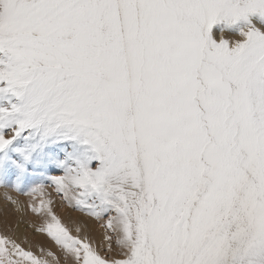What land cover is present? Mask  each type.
Listing matches in <instances>:
<instances>
[{
  "label": "snow or ice",
  "instance_id": "1",
  "mask_svg": "<svg viewBox=\"0 0 264 264\" xmlns=\"http://www.w3.org/2000/svg\"><path fill=\"white\" fill-rule=\"evenodd\" d=\"M0 186V264H264V0H0Z\"/></svg>",
  "mask_w": 264,
  "mask_h": 264
},
{
  "label": "rangeland",
  "instance_id": "2",
  "mask_svg": "<svg viewBox=\"0 0 264 264\" xmlns=\"http://www.w3.org/2000/svg\"><path fill=\"white\" fill-rule=\"evenodd\" d=\"M49 192L50 194L52 193L51 194V198H52L51 207H52L53 212L61 219V222L66 227L69 228V230L71 231L73 235L78 234L76 232L77 227L83 226V228L81 227L82 230L79 233V235H81L82 231L87 232L88 234L91 232L89 236L91 235L92 238L97 241L100 239L103 233V228L100 226V224L97 221L92 219V222H93L92 225H94L95 227V234H94L92 233V231H89L87 227L84 228L85 224L78 225L76 218H70L68 216V214L75 216L76 214L81 213V212L69 207L67 203L64 202L59 196H57L51 188H48V193H47L48 199H49ZM9 196L12 197L14 201H17V203L13 204L12 202H10L7 199V197ZM41 198L42 197L40 194H34V197H33L30 195L23 194L21 192H17L11 188L6 189L0 186V234H7V235L13 236L14 238L20 241V243L25 249L32 251L36 256L41 257L43 259L45 258V259L51 260V258L46 255V251L51 250L53 252H58L59 249H57L55 244L45 234L39 233V232L37 233V231L35 232V226L37 227V226L42 225L46 219V216L44 212H42L41 214H36L32 212L28 207L29 203L36 204L39 202ZM19 203L22 206L21 207L22 209H20L21 214H22L21 217L17 216L16 214L18 212L17 209H18ZM4 208L6 209V213H3ZM22 211L24 213H22ZM65 212L67 213L65 214ZM81 214L86 216L83 213ZM15 217H18L19 219L18 222L24 227L22 231L16 230V224H13V220L15 219ZM5 218H12V223H7L5 221ZM97 227L98 229L96 230ZM99 228L102 229V232H98V231H101ZM83 233L82 235L85 234ZM39 238H42V242L35 241V239H39ZM34 242H36L37 244L35 243L34 245ZM41 246L43 247L44 251L41 250ZM97 251H98V254H100L101 256L104 255V252L100 250L99 248H97ZM40 254H42L43 256Z\"/></svg>",
  "mask_w": 264,
  "mask_h": 264
},
{
  "label": "bare ground",
  "instance_id": "3",
  "mask_svg": "<svg viewBox=\"0 0 264 264\" xmlns=\"http://www.w3.org/2000/svg\"><path fill=\"white\" fill-rule=\"evenodd\" d=\"M9 193V192H8ZM47 193H48V189H47V191L45 192V194L43 195V199H45V200H48V198H47ZM50 193V192H49ZM52 194V193H51ZM58 204V203H57ZM58 206V205H57ZM4 207V206H3ZM2 207V208H3ZM22 206H21V204L19 203V206H18V212L16 213L17 214V216H19V217H21L22 216V214H21V210L20 209H22L21 208ZM3 213H6V209L4 208L3 209ZM22 213H24L23 211H22ZM67 212H65V214H66ZM43 216V215H42ZM68 216L70 217V218H76L77 219V222H78V225L79 224H85V222L87 223V228H88V230L89 231H92V233H94L95 234V227H94V225H92L93 224V222H92V219H90V218H88V217H86V216H84V215H82L81 213H78V214H76L75 216H72V215H70V214H68ZM67 216V217H68ZM23 219V218H22ZM18 217H15V219L13 220V224H16V230H19V231H22L23 230V226L18 222ZM94 220V219H93ZM5 221L7 222V223H12V218H5ZM40 225V224H39ZM80 228L82 227L83 228V226H79ZM82 228H81V230H82ZM84 228H86V227H84ZM35 229H36V226H35ZM98 229V227L96 228V230ZM101 231H98V232H102V229L101 228H99ZM88 231V232H89ZM36 232V231H35ZM84 231H82V233H83ZM38 233V232H37ZM40 233V232H39ZM82 233H81V235H82ZM85 233V232H84ZM83 233V234H84ZM91 233V232H90ZM89 233V234H90ZM101 234V233H100ZM83 236V235H82ZM91 236V235H90ZM92 237V236H91ZM44 239V238H43ZM19 241V240H18ZM35 241H37V242H42V238H39V239H35ZM20 242V241H19ZM35 243L36 242H34V245H35ZM37 244V243H36ZM43 244V243H42ZM38 248H39V246H38ZM40 252V251H39ZM45 254V253H44ZM40 255H42V254H40ZM43 256V255H42ZM45 259V258H44Z\"/></svg>",
  "mask_w": 264,
  "mask_h": 264
}]
</instances>
